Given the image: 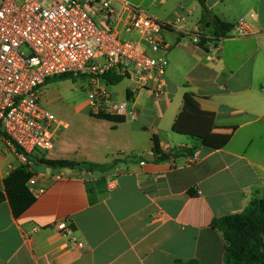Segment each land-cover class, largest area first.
I'll list each match as a JSON object with an SVG mask.
<instances>
[{
	"label": "crops",
	"instance_id": "obj_1",
	"mask_svg": "<svg viewBox=\"0 0 264 264\" xmlns=\"http://www.w3.org/2000/svg\"><path fill=\"white\" fill-rule=\"evenodd\" d=\"M143 1L142 11L166 25L169 49L148 48L168 61L161 93L129 79L121 100L134 99L136 120L104 118L112 132L85 149L60 144V131L51 151L32 155L116 163L108 171L31 168L33 189L44 192L19 217L0 203V264H225L212 222L264 200V0ZM217 20L230 25L224 37L215 35ZM240 20L246 33L234 28ZM187 92L215 115L213 132L231 136L226 147L173 132ZM153 135L164 153L192 152L158 161ZM21 165L0 135V191ZM62 222L67 231L57 229Z\"/></svg>",
	"mask_w": 264,
	"mask_h": 264
},
{
	"label": "built area",
	"instance_id": "obj_2",
	"mask_svg": "<svg viewBox=\"0 0 264 264\" xmlns=\"http://www.w3.org/2000/svg\"><path fill=\"white\" fill-rule=\"evenodd\" d=\"M165 26L126 0H0V135L22 165L33 168L30 156L51 151L67 127L43 104V88L53 78L86 79L90 114L136 120L134 99H114L105 76L160 94L168 61L148 48L169 49L160 37ZM234 28L247 32L244 20ZM124 32L140 39H124ZM36 184L32 176L27 186L34 195L43 193L33 189ZM56 227L68 230L65 222Z\"/></svg>",
	"mask_w": 264,
	"mask_h": 264
},
{
	"label": "trees",
	"instance_id": "obj_3",
	"mask_svg": "<svg viewBox=\"0 0 264 264\" xmlns=\"http://www.w3.org/2000/svg\"><path fill=\"white\" fill-rule=\"evenodd\" d=\"M216 37H224L230 30V25L215 22ZM69 79L70 76H62ZM108 83L117 85L122 77L105 76ZM49 83V82H47ZM102 119L107 117H100ZM215 115L202 110L199 98L187 92L183 98V106L173 126V132L195 138L202 146L210 149H222L231 140L230 135L215 134L213 126ZM152 151L158 161L176 159L192 151L180 148L171 153L160 149L157 136L151 138ZM35 167L85 169L87 171H108L113 164L91 162H75L71 160H51L38 156H30ZM27 166L21 165L4 180V191H0V203L7 200L15 217L21 216L36 201V196L29 190L27 183L32 177ZM212 227L222 232L226 242L225 264H264V200L256 199L240 214L215 219ZM177 264H199L196 260L178 262Z\"/></svg>",
	"mask_w": 264,
	"mask_h": 264
},
{
	"label": "rangeland",
	"instance_id": "obj_4",
	"mask_svg": "<svg viewBox=\"0 0 264 264\" xmlns=\"http://www.w3.org/2000/svg\"><path fill=\"white\" fill-rule=\"evenodd\" d=\"M131 6L146 10L147 4L143 0H126ZM117 10L120 6L117 5ZM96 23L100 20L94 17ZM123 38L139 40L140 36L135 32H124ZM56 77L43 88V104L59 120L67 124L62 129L60 144H72L77 150L90 148L92 144H97L101 139L108 138L110 125L104 119L89 113L88 92L89 84L86 79L73 78L62 79ZM128 78L117 85H106L109 93L114 99L124 98L125 90L132 86ZM49 156V155H48ZM82 158V157H81Z\"/></svg>",
	"mask_w": 264,
	"mask_h": 264
}]
</instances>
